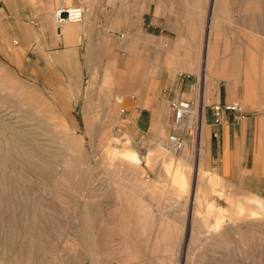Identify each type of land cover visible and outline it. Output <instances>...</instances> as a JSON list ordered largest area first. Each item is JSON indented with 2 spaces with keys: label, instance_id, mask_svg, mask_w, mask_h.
<instances>
[{
  "label": "rangeland",
  "instance_id": "rangeland-1",
  "mask_svg": "<svg viewBox=\"0 0 264 264\" xmlns=\"http://www.w3.org/2000/svg\"><path fill=\"white\" fill-rule=\"evenodd\" d=\"M26 65L0 55V237L21 264H264V219L246 217L264 196L198 169V137L174 150L167 130L138 149L116 118L82 119L56 100L65 89L52 100L50 72Z\"/></svg>",
  "mask_w": 264,
  "mask_h": 264
},
{
  "label": "crops",
  "instance_id": "crops-1",
  "mask_svg": "<svg viewBox=\"0 0 264 264\" xmlns=\"http://www.w3.org/2000/svg\"><path fill=\"white\" fill-rule=\"evenodd\" d=\"M81 1L83 20L58 27L54 8L78 0H0V55L42 81L49 71L52 100L65 89L56 100L82 119L116 118L138 149L169 133L172 99L191 101L198 169L264 196V0ZM233 102L247 117L216 122L212 105Z\"/></svg>",
  "mask_w": 264,
  "mask_h": 264
},
{
  "label": "built area",
  "instance_id": "built-area-1",
  "mask_svg": "<svg viewBox=\"0 0 264 264\" xmlns=\"http://www.w3.org/2000/svg\"><path fill=\"white\" fill-rule=\"evenodd\" d=\"M85 7L81 4H71L67 6H57L54 8L52 16L56 26L65 23H78L84 18ZM213 114L215 121L218 122L222 111H231L239 118L245 119L247 114L239 103H229L226 105L213 104ZM170 109L172 111V120L170 131L168 134V144L174 150H179L183 147L184 134L190 136L197 134L199 110H195L191 101L183 98H174L170 101ZM195 119V120H194ZM193 121L195 122L193 126ZM197 121V123H196ZM182 133V134H181Z\"/></svg>",
  "mask_w": 264,
  "mask_h": 264
},
{
  "label": "bare ground",
  "instance_id": "bare-ground-1",
  "mask_svg": "<svg viewBox=\"0 0 264 264\" xmlns=\"http://www.w3.org/2000/svg\"><path fill=\"white\" fill-rule=\"evenodd\" d=\"M207 78H208V76H207ZM204 95V94H203ZM234 103V102H233ZM238 103V102H237ZM239 105H241L240 103H239ZM241 107L243 108V106L241 105ZM244 109V108H243ZM0 126H2V125H0ZM4 126V125H3ZM4 128V127H3ZM198 127L196 128V131H197V134H196V137H198ZM1 131V130H0ZM2 132V131H1ZM7 132V131H6ZM10 133V132H9ZM6 134V133H5ZM11 134V133H10ZM3 136V135H2ZM6 138V137H5ZM2 140V139H1ZM183 140H185L184 138H183ZM2 142V141H1ZM5 142H7L6 140H5ZM10 142V141H9ZM3 143V142H2ZM201 143H202V141H201ZM185 145V142L183 143V146ZM170 146V145H169ZM34 147V146H33ZM35 151L36 152H34V151H31V152H34V153H37V150H36V148H35ZM22 152H24V150L22 151ZM41 152V151H40ZM22 154V153H21ZM28 154V153H27ZM38 154V153H37ZM29 155H31V154H29ZM44 155V154H43ZM139 154H137V152L136 151H134V150H128V151H126L125 152V156L126 157H128L129 159H131L132 161H134V162H139V156H138ZM23 156V155H22ZM26 156H28V155H26ZM24 157V156H23ZM38 157V156H37ZM30 158H31V156H30ZM35 158H36V156H35ZM42 158V157H41ZM39 159V158H38ZM145 159V158H144ZM147 159V158H146ZM44 160V159H43ZM45 161V160H44ZM51 162V161H50ZM55 161H53V163H54ZM41 163V162H40ZM34 164H36V163H34ZM44 164V163H43ZM45 165V164H44ZM39 166V165H38ZM41 168V167H40ZM43 168V167H42ZM42 170V169H41ZM240 214V213H239ZM244 214V213H243ZM260 214V215H259ZM243 218V215H239V216H236L235 217V221H234V223L235 224H238V218H240L241 219V217ZM247 216H249L250 217V219L251 218H258L259 217V219H260V216H262V219H264V203H260V205H259V207L256 209V210H253V211H249V212H247L246 213V217ZM244 218H245V216H244ZM221 220V219H220ZM243 220V219H242ZM222 222V221H221ZM216 225L217 226H219L220 225V223H216ZM217 228H220V227H217ZM12 242V241H11ZM11 242H7V244L5 243H3L2 242V240H1V237H0V261H3L4 262V260H5V264H7V262H9V261H13V263L14 264H21V255L23 254V247H20L19 248V250H18V252L16 253H14L13 251L15 250V246H14V244H12ZM3 246V249L1 250V247ZM14 248V249H13ZM2 252L4 253L5 252V254L7 255V260L5 259V257L3 256V254H2ZM0 264H2L1 262H0Z\"/></svg>",
  "mask_w": 264,
  "mask_h": 264
}]
</instances>
